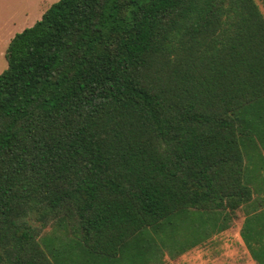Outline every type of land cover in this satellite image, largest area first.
<instances>
[{"label": "trees", "instance_id": "obj_1", "mask_svg": "<svg viewBox=\"0 0 264 264\" xmlns=\"http://www.w3.org/2000/svg\"><path fill=\"white\" fill-rule=\"evenodd\" d=\"M5 59L0 264H116L264 203L255 0H58Z\"/></svg>", "mask_w": 264, "mask_h": 264}, {"label": "rangeland", "instance_id": "obj_2", "mask_svg": "<svg viewBox=\"0 0 264 264\" xmlns=\"http://www.w3.org/2000/svg\"><path fill=\"white\" fill-rule=\"evenodd\" d=\"M0 0V73L6 67L5 53L8 39L24 28L33 25L53 1L46 0ZM264 17V0H255ZM249 212L241 208L228 213L219 221V227L224 229L213 236L193 230L189 235L188 228L181 215L173 226L161 227L160 236L146 243L144 254L128 256L123 252L117 258L116 264H264V244L258 241L264 234V203L260 198H254L249 205ZM255 213L253 226L248 225L247 216ZM245 228L251 241L244 242L239 236V230ZM47 231V235L52 232ZM175 236V237H174ZM57 247L64 237L58 234ZM262 241V240H261ZM96 263V262H95ZM96 264H100L97 262Z\"/></svg>", "mask_w": 264, "mask_h": 264}, {"label": "crops", "instance_id": "obj_3", "mask_svg": "<svg viewBox=\"0 0 264 264\" xmlns=\"http://www.w3.org/2000/svg\"><path fill=\"white\" fill-rule=\"evenodd\" d=\"M42 1H46V0H41V1H39V5H38V7H37L38 12H40V10H39L38 8L41 6V2H42ZM46 2H47V1H46ZM56 2H57V1H56ZM49 3H50V5H49V7H50L52 4L55 3V1H53V3H51V2H49ZM47 9H48V8H47ZM47 9H46V10H47ZM46 10H45V11H46ZM40 18H41V17H40ZM40 18H39V19H40ZM39 19H38V20H39ZM38 20H37V21H38ZM31 26H32V25H31ZM31 26H30V27H31ZM24 29H25V28H24ZM13 37H14V36H13ZM13 37H12V38H13ZM12 38H11V39H12ZM11 39H10V40H11ZM10 40L8 39L7 47H8V44H9ZM6 49H7V48H6ZM248 207H249V205L244 207V208H247V209H245L247 213L249 212V208H248ZM251 213H252V212H251ZM254 214H255V213H252L250 216H252V215H254ZM250 216H248V217H250ZM248 217H247V218H248ZM247 218H246V219H247ZM226 229H228V228H226ZM226 229H225V230H226ZM225 230H224V231H225ZM242 231H243V228L239 230V236H240L241 240H243L244 242H246V240L244 239V237H243V235H242Z\"/></svg>", "mask_w": 264, "mask_h": 264}]
</instances>
